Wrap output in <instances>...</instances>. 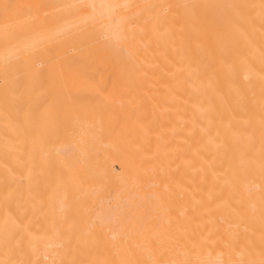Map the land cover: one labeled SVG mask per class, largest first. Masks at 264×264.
Instances as JSON below:
<instances>
[{
  "label": "bare ground",
  "instance_id": "obj_1",
  "mask_svg": "<svg viewBox=\"0 0 264 264\" xmlns=\"http://www.w3.org/2000/svg\"><path fill=\"white\" fill-rule=\"evenodd\" d=\"M0 264H264V0H0Z\"/></svg>",
  "mask_w": 264,
  "mask_h": 264
}]
</instances>
